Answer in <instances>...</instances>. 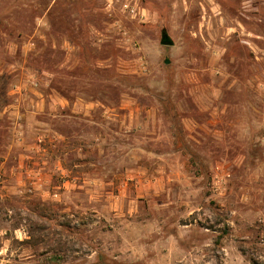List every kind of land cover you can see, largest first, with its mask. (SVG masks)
Returning <instances> with one entry per match:
<instances>
[{
    "label": "rangeland",
    "instance_id": "rangeland-1",
    "mask_svg": "<svg viewBox=\"0 0 264 264\" xmlns=\"http://www.w3.org/2000/svg\"><path fill=\"white\" fill-rule=\"evenodd\" d=\"M0 264H264V0H0Z\"/></svg>",
    "mask_w": 264,
    "mask_h": 264
},
{
    "label": "water",
    "instance_id": "water-1",
    "mask_svg": "<svg viewBox=\"0 0 264 264\" xmlns=\"http://www.w3.org/2000/svg\"><path fill=\"white\" fill-rule=\"evenodd\" d=\"M161 43L163 45H173L174 44V41L169 37L168 34L164 33L162 35ZM168 62H169V60H166V63H168Z\"/></svg>",
    "mask_w": 264,
    "mask_h": 264
}]
</instances>
